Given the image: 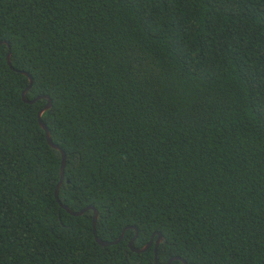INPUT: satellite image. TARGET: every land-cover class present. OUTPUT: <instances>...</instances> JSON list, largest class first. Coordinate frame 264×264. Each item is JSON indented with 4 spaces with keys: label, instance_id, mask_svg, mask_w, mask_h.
<instances>
[{
    "label": "trees",
    "instance_id": "trees-1",
    "mask_svg": "<svg viewBox=\"0 0 264 264\" xmlns=\"http://www.w3.org/2000/svg\"><path fill=\"white\" fill-rule=\"evenodd\" d=\"M0 42V264H264V0H0Z\"/></svg>",
    "mask_w": 264,
    "mask_h": 264
},
{
    "label": "water",
    "instance_id": "water-1",
    "mask_svg": "<svg viewBox=\"0 0 264 264\" xmlns=\"http://www.w3.org/2000/svg\"><path fill=\"white\" fill-rule=\"evenodd\" d=\"M1 44H2V42H0V45H1ZM6 45H7V47H8V53H7V56H6V62H7V65H8L10 68H12V67H11V63H10L9 44L7 43ZM19 73L22 74V75H25V76L27 77V79H28V86H27V87L25 88V90L21 93V98H22V100H23L25 103H27V104H33V103L36 101V99H39V98H41V97H38V98H36V99H34V100H31V101H28V100L25 99L24 95H25V93L30 89V87H31V85H32V79H31V76H30L28 73L24 72V71H19ZM43 98L46 99L47 102H46V104L44 105V107H43V108L38 112V114H37L38 124H39L40 128L44 131V133H45V138H46V141H47V143L49 144V146L52 147L53 149H56V150L60 151V153H61L60 180H59V183H58V185H57V187H56V189H55V192H54L55 199H56V201L59 203V200H58V188H59V186L61 185V183H62V181H63L64 167H65V153H64V152H63V151H62L57 145H54V144L51 142L50 135H49V132H48V130H47V127H46V126L42 123V121H41V116H42V114H43L45 111H47V110L50 108V106H51V100L49 99V97L44 96ZM67 183H68V181H67ZM59 204H60V203H59ZM61 206H62V207H63V208H64V209H65L70 215H72V216H80V215H82V214L84 213V211H86V210H92V212H93L92 220H91L92 234H93V237H94L95 241L97 242V244L100 245V246H102V247H107V246L114 245V244L118 243V242L122 239L123 234H124V232L126 231V229L131 228V227H126V228H124V229L122 230L120 236H119L116 240H114V241H112V242L101 241V240H99V239L97 238V235H96V221H97V218H98V212H97L93 207H88V208H86V209H84V210H82V211H80V212H71V211H69V209H68L67 207H65V206H63V205H61ZM133 229L135 230V236H134V238H135L136 235H137V229H136V228H133ZM154 236H157V238H156V240H155V242H154V248H153L154 264H156V262H157V259H156V257H157V249H158L159 244L163 242V237H162V235H161L159 232H155V233H153V234L151 235L150 241H149L146 245H144L142 248H140V249H134V248L132 247V243H133V239H134V238L129 242V245H128V246H129V248H130L132 251H134V252H137V253H143V252H145V251H146V250L152 245V243H153V237H154ZM173 260H180V261L182 262V264H186L185 261L181 260V259L178 258V257L171 258L166 264H170V262L173 261Z\"/></svg>",
    "mask_w": 264,
    "mask_h": 264
}]
</instances>
